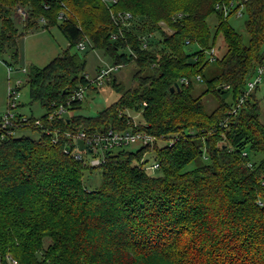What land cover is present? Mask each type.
Here are the masks:
<instances>
[{"label":"trees","instance_id":"16d2710c","mask_svg":"<svg viewBox=\"0 0 264 264\" xmlns=\"http://www.w3.org/2000/svg\"><path fill=\"white\" fill-rule=\"evenodd\" d=\"M18 7L27 11L22 28ZM240 9L248 45L229 23ZM122 12L132 18L114 38L120 24L112 15ZM40 25H58L68 46L46 65L25 68L30 103L45 113L14 112L7 124L0 114L1 255L18 264H264V125L258 84L247 89L264 68V0H0V54L16 61L18 38ZM73 47L135 64V85L93 116L71 113L83 101L70 99L74 91L97 87ZM212 48L220 71L194 97L193 79L203 77ZM106 81L119 86L115 74ZM209 91L218 100L210 113L202 100ZM110 128L153 141L108 149L99 166L64 152L83 143L75 139L81 131ZM148 154L158 163L153 171ZM95 167L101 181L91 188L84 171Z\"/></svg>","mask_w":264,"mask_h":264},{"label":"rangeland","instance_id":"374dc122","mask_svg":"<svg viewBox=\"0 0 264 264\" xmlns=\"http://www.w3.org/2000/svg\"><path fill=\"white\" fill-rule=\"evenodd\" d=\"M14 17L18 21V26L22 28V22L20 16L14 14ZM246 15H232L229 17V23L239 32L243 37L245 45L249 43V34L245 30L244 22ZM164 25L163 21H160ZM208 23L212 31L215 30L217 19L215 15L210 16ZM68 46V40L62 33L58 25L49 28H44L42 25L37 28L30 29L24 33L23 36L17 40L18 58L13 61L10 53L4 51L0 54V114L5 115L8 111L7 106V88L8 86H15L17 81H20V104L16 106L13 111L16 113H23L27 116H41L45 113V110L38 103H30L28 95V87L25 85L27 75L23 71L24 68H28L30 65L44 66L55 58L61 51ZM216 46L219 47L217 51V57H220L224 52L223 38L221 33L216 40ZM72 51L78 50L75 47ZM79 54L84 55L82 50H78ZM86 60L85 73L90 78L95 76V69L98 65L109 63L110 59L104 55L102 50L91 49L85 55ZM9 64V65H7ZM7 66H11L13 71L8 77ZM135 64H128L122 66L117 70L115 74L118 87H114L112 81H104L96 89L87 90L84 94L82 105L79 109L72 110L71 113L81 114L85 116H93L98 111L107 107L115 102L119 96L127 89L135 85L133 75L136 71ZM219 67L215 61H210L203 69L202 78L193 79L192 94L194 97L199 96L206 91L207 81L213 76L219 73ZM263 81L258 84L254 89V97L258 101L259 105V120L264 125V68L262 73ZM225 100H231V91L224 94ZM202 100L205 105L206 111L210 113L218 104L217 97L211 91L202 95ZM130 115L135 118V121L141 120V115L136 112L128 111ZM21 134L30 136L32 138L38 137V134L29 130H24ZM164 144L165 142H160ZM141 146L140 143L129 144L124 148L128 150H135ZM144 159L147 160V166L152 165L154 158L153 155L148 154ZM195 163H191L190 166H194ZM152 173H155L152 172ZM84 178L89 187L93 188L100 184L101 181V169L95 167L93 169H87L84 171Z\"/></svg>","mask_w":264,"mask_h":264},{"label":"built area","instance_id":"2783aa9c","mask_svg":"<svg viewBox=\"0 0 264 264\" xmlns=\"http://www.w3.org/2000/svg\"><path fill=\"white\" fill-rule=\"evenodd\" d=\"M104 2L114 3L116 0H103ZM218 6V5H217ZM223 10L225 14L228 13V9L225 5H223ZM17 15L20 16L21 21H25L27 18V11L22 8L18 7L16 9ZM238 16H241V9L237 12ZM117 21H119V28L118 33H114L113 37L116 38L121 34L122 35V28L128 26L130 24V19L132 15L130 12H122L119 13L118 16L115 17ZM43 21V19L41 20ZM86 41H89L86 39ZM189 42V41H187ZM146 46V43L143 45ZM79 49L85 48V43L81 42L78 44ZM210 61L215 59L214 57V49H210L208 51ZM122 67L121 64H111V63H104L102 65H98L95 69V76L90 78L88 74H86V78L89 81V85H101L104 81L108 80L112 74H114L117 70ZM26 69L24 68L23 71ZM13 71L11 66H7V73L8 76ZM263 67H257L256 75L248 81L247 89L251 90L263 81L262 79ZM200 78V76H197ZM183 82H187L186 79H182ZM20 81H17L15 86H8L7 88V96L9 99V106L7 113L4 115L5 123H9L11 118L14 116L13 108L15 107L16 103L20 98V92H18L17 87ZM87 89L85 87H80L71 95L70 99H83L85 92ZM242 99L240 100V103ZM235 111V110H234ZM60 113L64 112V108L61 107L59 109ZM76 141L80 139L83 143L79 145H75L73 148H65L64 152L71 154L75 160H85V162L91 166H99L104 162V153L106 150L119 147L122 145H129L134 143L140 144H147L153 141V137L148 135L145 132H135L131 130H117L110 128L106 131L97 132L93 134H86L85 132L81 131L76 137ZM245 154V153H244ZM158 167V163H153L151 166H148L147 169L155 170ZM6 261L7 264H18L17 259H15L10 253H5L1 255L0 253V264L3 263V259Z\"/></svg>","mask_w":264,"mask_h":264},{"label":"water","instance_id":"95a60500","mask_svg":"<svg viewBox=\"0 0 264 264\" xmlns=\"http://www.w3.org/2000/svg\"><path fill=\"white\" fill-rule=\"evenodd\" d=\"M173 89V88H172Z\"/></svg>","mask_w":264,"mask_h":264}]
</instances>
